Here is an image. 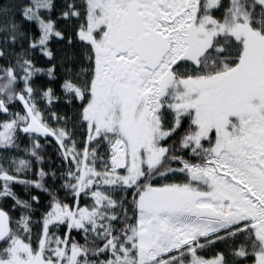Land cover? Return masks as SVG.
<instances>
[{
	"label": "snow or ice",
	"instance_id": "6c2138e0",
	"mask_svg": "<svg viewBox=\"0 0 264 264\" xmlns=\"http://www.w3.org/2000/svg\"><path fill=\"white\" fill-rule=\"evenodd\" d=\"M0 264H264V0H0Z\"/></svg>",
	"mask_w": 264,
	"mask_h": 264
}]
</instances>
